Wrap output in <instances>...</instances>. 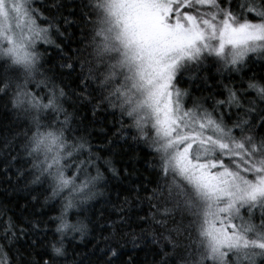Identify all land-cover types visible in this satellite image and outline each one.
Masks as SVG:
<instances>
[{
	"label": "snow or ice",
	"instance_id": "6c2138e0",
	"mask_svg": "<svg viewBox=\"0 0 264 264\" xmlns=\"http://www.w3.org/2000/svg\"><path fill=\"white\" fill-rule=\"evenodd\" d=\"M38 5L0 0V126L18 129L2 172L39 189L15 218L0 206V264H264V76L245 79L264 66V0H80L75 56L62 27L80 22Z\"/></svg>",
	"mask_w": 264,
	"mask_h": 264
},
{
	"label": "trees",
	"instance_id": "16d2710c",
	"mask_svg": "<svg viewBox=\"0 0 264 264\" xmlns=\"http://www.w3.org/2000/svg\"><path fill=\"white\" fill-rule=\"evenodd\" d=\"M57 2L61 3L63 5V7L59 10V14L62 17H67L69 20L80 22L79 25L77 23H73L71 25L62 27V30L65 32V36L67 37V39L63 42L64 51L69 56H75L76 54L73 53L72 49L81 47V42H80L81 31H80V28L83 26V23L81 21V16H80V7H79L80 0H57ZM51 3H52V0H39L38 6H40L41 9L44 10L43 6L46 4H51ZM44 15L47 16V15H49V13L47 11H44ZM60 23H61V25H63V19H61ZM57 42L60 43L61 41L58 40ZM41 50H43V48ZM48 51L52 53L53 57H57V54H56L54 49L48 48ZM46 66H50V65H46ZM57 70H59L58 65H57ZM209 70L214 71V68H211ZM253 74H255L258 77L264 76V66H262L261 63H256L255 65H252V70L247 71V73L245 75V79H247L248 76H252ZM181 86L182 87H188V84H187V82H185ZM193 94L197 95V96L200 95L199 92H194ZM217 98H220V97H217ZM209 103H211V102H209ZM86 115L88 116L89 119H91L90 111H87ZM11 119L12 118L9 115L7 117V119L4 120V122H3L4 125H9ZM107 119H111V117H107ZM99 126L100 125H97V127H99ZM17 130L18 129H14L11 127L5 128L3 126H0V136L7 135L9 138H11L12 132L17 131ZM99 142H100V139H99L98 135L94 133L93 143L96 144ZM0 147H2V146H0ZM124 147L128 148L130 154H132V155L138 154L140 157L135 163V168L138 170V176L133 177V179H136L139 181V180H143L145 177H149L150 170L147 167V161L149 159L148 149L146 147H144L143 145L136 146V145L128 144V145H124ZM11 155H16V152L13 151L11 153ZM2 158H3V156L0 155V159H2ZM10 158H11V156H7V159H10ZM125 159H126V157L124 159H121V157L119 155H117L115 157L116 167H118L122 170L125 166H127L129 168V171H132V169H133L132 163L129 162V163L125 164L124 163ZM3 168H4V163L0 162V172H2ZM14 173H15V168L13 167L10 171L2 172V174H0V206L6 205L9 209H11V211H9L7 213V216H12L13 218H15L14 213L17 212L16 205L18 203H20V204L25 203V201H31V196L37 195L39 192V189L32 192L31 194H29L25 191H19V192L12 191L13 186H15V175H14ZM110 175H111L110 173L105 172L106 177H110ZM8 176L13 177L12 184L4 183L5 179ZM117 184H118L117 181L109 180L108 188L111 189V191L107 192V194L104 197H99L98 203L93 202L96 210L92 213H89V216L92 219H95L97 216H99L100 212H104L105 216L108 215V208L105 205V201L109 198V196H111L114 199V197H115V186ZM149 187H151V185ZM6 189H7V191H6ZM9 192H11V195L8 194ZM40 199L42 200L43 197L41 196ZM36 206L39 207V204H37ZM50 214L51 213H49V215ZM5 218H7V217H5ZM91 235H95V233H92ZM91 235L88 237H85L83 241H80L79 238L76 241H69L68 242L69 252L71 253L72 248L75 247L76 252L87 253L92 247L91 243H89V240L91 239ZM139 259L142 262H144V254L143 253L140 254ZM150 259L151 258L149 256L148 261L144 262V264H150Z\"/></svg>",
	"mask_w": 264,
	"mask_h": 264
}]
</instances>
